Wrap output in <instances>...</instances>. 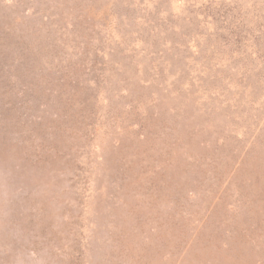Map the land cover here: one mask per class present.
<instances>
[{
  "label": "rangeland",
  "instance_id": "374dc122",
  "mask_svg": "<svg viewBox=\"0 0 264 264\" xmlns=\"http://www.w3.org/2000/svg\"><path fill=\"white\" fill-rule=\"evenodd\" d=\"M0 264H264V0H0Z\"/></svg>",
  "mask_w": 264,
  "mask_h": 264
}]
</instances>
